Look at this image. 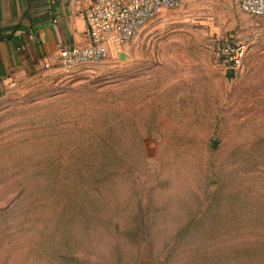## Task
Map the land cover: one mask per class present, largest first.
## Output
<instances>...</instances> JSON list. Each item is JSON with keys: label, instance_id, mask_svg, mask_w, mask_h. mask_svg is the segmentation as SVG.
Masks as SVG:
<instances>
[{"label": "rangeland", "instance_id": "rangeland-1", "mask_svg": "<svg viewBox=\"0 0 264 264\" xmlns=\"http://www.w3.org/2000/svg\"><path fill=\"white\" fill-rule=\"evenodd\" d=\"M122 54L0 96V264H264V16L179 0Z\"/></svg>", "mask_w": 264, "mask_h": 264}, {"label": "crops", "instance_id": "crops-1", "mask_svg": "<svg viewBox=\"0 0 264 264\" xmlns=\"http://www.w3.org/2000/svg\"><path fill=\"white\" fill-rule=\"evenodd\" d=\"M75 3L0 0V96L10 83L55 67L58 45L83 44L84 21Z\"/></svg>", "mask_w": 264, "mask_h": 264}, {"label": "built area", "instance_id": "built-area-1", "mask_svg": "<svg viewBox=\"0 0 264 264\" xmlns=\"http://www.w3.org/2000/svg\"><path fill=\"white\" fill-rule=\"evenodd\" d=\"M179 0H76L75 8L84 21L81 45H58L56 67L72 70L100 63L109 56L122 54L123 48L137 32L162 9L175 8ZM239 9L250 16H264V0H236ZM247 45L238 41L219 45L217 56L226 70L240 68ZM44 68H50L44 63Z\"/></svg>", "mask_w": 264, "mask_h": 264}, {"label": "water", "instance_id": "water-1", "mask_svg": "<svg viewBox=\"0 0 264 264\" xmlns=\"http://www.w3.org/2000/svg\"><path fill=\"white\" fill-rule=\"evenodd\" d=\"M120 58H123V54L120 55ZM235 74L234 70L233 69H227L226 70V78L229 80L231 79V77H233Z\"/></svg>", "mask_w": 264, "mask_h": 264}]
</instances>
